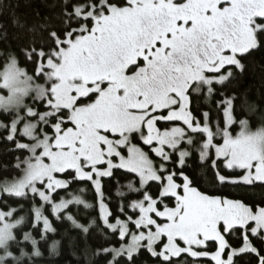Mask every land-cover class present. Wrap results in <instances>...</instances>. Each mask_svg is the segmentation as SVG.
<instances>
[{
	"label": "snow or ice",
	"instance_id": "snow-or-ice-1",
	"mask_svg": "<svg viewBox=\"0 0 264 264\" xmlns=\"http://www.w3.org/2000/svg\"><path fill=\"white\" fill-rule=\"evenodd\" d=\"M68 6L59 34L50 32L54 47L26 53L40 58L36 72L44 84L35 83L14 56L0 70V88L8 93L0 95V109L14 114L0 128L8 130L16 149L29 153L16 158L22 175L0 183V196L30 200L31 227L46 241L56 231L49 215L85 234L95 225L96 220L78 222L70 211L71 205L93 207L71 190L74 182H90L99 219L118 234V247L96 253L110 254L107 264H134L141 249L157 264H189L185 256L190 264H235L241 253L264 264V248L249 239L264 242V206L205 194L185 173L188 146L199 135L195 151L202 163L214 155L210 162L221 184L264 186V129L252 131L246 119H234L237 97L219 93L224 127L217 122L215 131L208 112L197 119L190 109L191 93L206 90L212 97L216 85L245 71L248 56L264 51V0H87ZM32 92L43 111L23 103ZM237 122L241 131L234 137L228 129ZM134 134L148 151L133 143ZM221 166L235 175L221 174ZM114 169L135 174L140 185L127 184L141 198L119 206L125 219L105 202L101 178H114ZM151 182L155 195L147 190ZM16 211L0 210V264H20L27 255L10 250L21 243L15 230L24 217L14 219ZM235 231L243 233V247L233 248L226 239ZM23 241L36 249L33 255H42L31 232ZM58 246L54 241L53 253Z\"/></svg>",
	"mask_w": 264,
	"mask_h": 264
},
{
	"label": "trees",
	"instance_id": "trees-1",
	"mask_svg": "<svg viewBox=\"0 0 264 264\" xmlns=\"http://www.w3.org/2000/svg\"><path fill=\"white\" fill-rule=\"evenodd\" d=\"M86 2L87 0H0V68L9 62L10 56H14L19 67L23 68L33 78H38L36 69L41 63L37 55L38 52L40 50L47 52L54 47L50 32L58 31L59 34V29L63 26L64 13L71 11V7L68 5ZM32 48L36 49L37 54L29 58L26 53ZM243 62L246 65L245 71L240 73L237 70L235 79H230L223 85H216V93L212 97L207 96L206 90L200 93H191L190 90V109L193 116L202 119L203 113L208 112L209 125L213 131L216 130L217 122L221 128L224 127L223 111L217 108V101L223 98L219 95L221 92L237 97L233 112L236 121L246 119L249 129L252 131L264 128V51L254 52ZM240 130L241 126L237 122L233 124L230 132L235 136ZM7 135L6 130L0 129V183L19 178L22 172L15 166L16 158L24 159L27 156V151L16 149L15 143L7 140ZM22 140L25 139L22 138ZM198 140L199 142L201 140L199 135ZM216 140L217 143H222L220 137ZM135 142L145 151H148V147L139 141ZM151 157L159 160L153 155ZM211 158H214V155ZM211 158L202 163L197 151H193L188 158L185 173L192 179L193 186L205 194L240 200L248 205L264 206V186L259 184L256 186L221 184L216 179L215 169L212 168L210 162ZM221 174L235 175V172L221 166ZM113 176L114 178L107 177L102 181L103 191L107 198L105 202L114 216L125 219V216L119 212V206L121 204L127 205L130 201L141 198L140 193L129 191L127 184L133 180L136 181V187H140V185L135 174L126 173L124 170H114ZM81 188L85 189L82 194L79 193ZM71 190L74 194L82 195V199L86 203L93 205V207H85L83 204L71 205L70 211L74 218L85 225L92 220H96V223L89 229V233L85 234L81 229L74 227L71 221L67 219L56 220L49 215L56 231L49 233L46 241L41 240L40 232L31 227L33 222L31 201L16 197L6 199L7 195L2 196L0 209H16L14 218L24 217L23 223L15 230V234L21 243L19 245L13 244L11 247L15 256H20L21 249L29 254L21 259L20 264H107L111 260L110 254L100 253L96 255L101 247H118L119 243L118 234L108 230L99 219L95 190L91 187L90 182H74ZM147 190L155 195L158 190L156 183L151 182V186ZM120 192L125 195H119ZM61 195L64 193L61 192ZM166 202L171 206V201ZM49 212L45 214H49ZM128 214L133 215L130 209H128ZM25 232H31L32 236L39 241L37 247L42 255H33L36 249L30 242L23 241ZM226 239L233 248L244 245L243 233L240 231L228 233ZM249 239L253 246L258 249L264 248V242L252 236H249ZM54 241H59L56 253L52 252ZM212 247L214 249L215 245ZM182 259L188 260L190 264V257L185 256ZM234 261L235 264H257V258L254 254L242 253L235 257ZM134 264H157V261L147 249H141L139 254L134 257ZM206 264H214V262L206 261Z\"/></svg>",
	"mask_w": 264,
	"mask_h": 264
},
{
	"label": "rangeland",
	"instance_id": "rangeland-1",
	"mask_svg": "<svg viewBox=\"0 0 264 264\" xmlns=\"http://www.w3.org/2000/svg\"><path fill=\"white\" fill-rule=\"evenodd\" d=\"M7 63V62H6ZM6 63L4 64V66L6 65ZM3 66V67H4ZM0 70H3V68H0ZM39 77L38 78H34V80H35V83H39V84H44L45 83V79L43 78V76L42 75H38ZM190 91V90H189ZM0 95H5V96H7L8 95V93H7V90L6 89H3V88H0ZM35 95V93L34 92H32V93H30V95L28 96V98H27V100H26V97H24V99H23V103H25V100H26V104H28L29 106H31V107H34L36 110H38V111H43L44 110V105H43V103L41 102V101H37V100H34V98L32 97V96H34ZM10 114V115H9ZM21 114L23 115L24 113L23 112H21ZM9 115V116H8ZM14 118V114L13 113H11V112H6L4 109H0V123H3V124H9L10 125V123H11V121H12V119ZM235 119V118H234ZM178 124H181V126H182V123L181 122H177ZM164 125V122H161L160 124H158V126L159 127H162ZM232 126L233 125H231L230 127H229V131L231 130V128H232ZM19 127V126H18ZM0 129H2V130H6L7 132H8V130L7 129H3V128H0ZM45 131H48L49 132V134H51V129H45ZM241 131V130H240ZM239 134V133H238ZM237 134V135H238ZM237 135H235V136H237ZM234 136V137H235ZM217 138H219V137H216V139ZM17 139H20L21 140V142H24V143H29L30 141L27 139V138H24L25 140H22V138L21 137H19V136H17ZM215 139V141L214 142H217V140ZM135 141H139L142 145H143V142L139 139V137L138 136H136L135 134L133 135V143H136ZM137 144V143H136ZM139 145V144H138ZM145 146V145H144ZM199 146V140H198V135H196L195 137H194V145L193 146H188V149H189V151H191V153L193 152V151H195V148L196 147H198ZM141 147V146H140ZM145 147H147V146H145ZM26 151V150H25ZM29 155V153L27 152V156ZM155 156L153 153H149V156H150V158H152L151 156ZM158 158V157H157ZM153 160H154V162L155 163H159V160L157 161L156 159H154V158H152ZM159 159V158H158ZM106 167V166H105ZM115 170V169H114ZM114 170H113V172H114ZM122 170V169H121ZM125 171V170H124ZM229 171H233V170H229ZM234 172V171H233ZM104 178H107V177H104ZM104 178H101V182L103 181V179ZM4 195H7V194H4ZM3 196V195H2ZM2 196H0V199L2 198ZM0 210H2V209H0ZM15 219V218H14ZM101 222H102V224H103V221L101 220ZM104 225V224H103ZM18 226H20V225H18ZM130 227V229L131 230H133V231H135V228H134V225H130L129 226ZM125 242H127V238H126V241ZM145 243H146V241H145ZM243 247V246H242ZM10 250H11V248H10ZM12 251V250H11ZM226 252H227V250H226ZM0 254H3V252H2V250H0ZM242 254V253H241ZM235 258V257H234Z\"/></svg>",
	"mask_w": 264,
	"mask_h": 264
},
{
	"label": "clouds",
	"instance_id": "clouds-1",
	"mask_svg": "<svg viewBox=\"0 0 264 264\" xmlns=\"http://www.w3.org/2000/svg\"><path fill=\"white\" fill-rule=\"evenodd\" d=\"M17 65H18V62H17ZM33 98H34V96H32ZM27 98H28V96H26V100H27ZM26 100H25V104H26ZM260 129H264V128H260ZM260 129H258V130H260ZM27 253V252H26ZM29 254L27 253V255L26 256H28Z\"/></svg>",
	"mask_w": 264,
	"mask_h": 264
}]
</instances>
